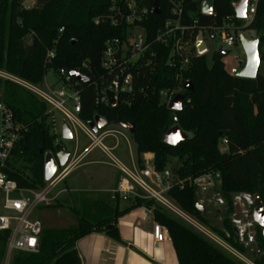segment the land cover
Listing matches in <instances>:
<instances>
[{
  "label": "trees",
  "instance_id": "obj_1",
  "mask_svg": "<svg viewBox=\"0 0 264 264\" xmlns=\"http://www.w3.org/2000/svg\"><path fill=\"white\" fill-rule=\"evenodd\" d=\"M33 1L26 10L24 4ZM155 0L149 1L151 10ZM165 12L166 2L159 0ZM205 0H186L184 23L197 27L189 33L192 43L198 30L220 27L225 23L237 29L252 31L260 38L261 60L264 62V0H259L253 22L243 29L244 22L235 17L233 5L240 0H214V15L202 14ZM112 0H0V70L6 71L32 85H42L47 73L61 70L87 76L91 82L79 85L84 123L101 117L109 125L133 123L131 136L137 149L138 163L143 168L142 156L152 154L157 171L170 169L180 180L187 181L204 174H220L217 187L226 205L221 210L225 217L224 232L213 229L196 207L199 204L197 187L186 183L182 189L169 192L170 199L201 225L217 233L233 248L244 253L246 246L234 234L232 198L237 194L260 197L264 203V77L239 79L226 71L223 56L215 53L210 67L207 57L192 55L188 65L168 64L169 47L155 45L152 65H133L135 77L132 94L120 95L118 104L110 108L97 105L96 100L107 90L111 76L104 65L105 44L120 38L122 29L109 22ZM97 18L104 21L95 24ZM231 18L232 21H227ZM149 15L143 22L151 39L156 37L164 21ZM63 29V32L60 31ZM31 38L26 44L25 39ZM49 51L54 59L47 62ZM192 82L193 92L187 93L183 110L174 113L163 103L162 91L185 93L183 86ZM3 90L0 102L13 111L15 121L25 131L4 170L19 189L41 190L44 180V156L63 149L56 146L53 122L48 107L32 93L13 83L0 80ZM175 125L190 139L172 147L163 143L165 134ZM224 141L226 142L224 144ZM224 145V149H222ZM178 167H172L173 161ZM110 200V201H109ZM83 198L79 209L72 208L79 220L77 229L43 230L39 252L16 254L13 264H81L76 244L92 234H106L120 241L118 230L106 232L111 224L129 212L146 207L154 208L155 221L167 229L179 264H243L208 241L191 227L178 221L154 201L130 200L117 197ZM125 203L126 208L120 205ZM10 233L0 232V264L6 254ZM253 243L264 264V237L255 225Z\"/></svg>",
  "mask_w": 264,
  "mask_h": 264
},
{
  "label": "built area",
  "instance_id": "obj_2",
  "mask_svg": "<svg viewBox=\"0 0 264 264\" xmlns=\"http://www.w3.org/2000/svg\"><path fill=\"white\" fill-rule=\"evenodd\" d=\"M149 1L151 0H112L111 14L108 20L113 27L122 29V35L120 38L107 41L105 44L104 65L109 71L111 80L107 90L96 100L97 105L106 104L109 106L108 92L116 95L117 104L120 95L134 92L135 77L130 69L133 65H152V58L156 56L154 46L157 44L171 49L168 64L172 67L179 65V61L180 65H188L189 57L193 54L199 56L195 47L196 41L192 43L191 39H189V33L197 27V22H194L192 26L183 22L186 0H163L166 2L165 12H163L160 1L155 0L154 4L158 1L160 5L161 14L159 16L152 14L154 4L151 10H148L147 4ZM258 3L259 0H249L247 19L243 20V29L253 22ZM163 13L165 19L158 28L156 37L151 39L148 30L142 24L149 18V15L160 18ZM103 21L102 18H97L95 24L100 25ZM227 21L231 22L232 19L228 18ZM62 32L63 29L60 33ZM200 32H203L206 47L207 41L219 43L220 48L215 53L223 51L226 54L227 52H225L224 48L235 47L239 43L238 35L242 31L233 25L225 23L220 27L201 28L198 30V34ZM54 57V52L49 51L47 62H50ZM239 63L240 67H243L245 61L240 60ZM56 77L55 83H50L45 77L42 85H32L6 71L0 70V80L24 88L47 105L48 115L51 116L53 122V130L55 129L53 114L59 113L64 117V122H67L71 128L73 138L78 129L89 141V144L81 153H79L77 145L73 152L70 151L66 164L58 168L56 174L44 189L37 191L19 189L16 182L7 178L4 170L12 159L13 152L25 128L15 121L11 108L0 102V203L2 205L0 232L7 231L10 233L6 254L1 264H13L16 254H36L39 252L40 236L43 229L40 220L34 217L35 209L42 205L48 206L53 203L56 197L52 196V191L62 184L74 171L81 168L84 165L82 164L83 161L94 151H100L110 161L104 162V164L120 173L118 185L110 193L112 200L119 197L123 202L130 200L154 201L164 211L175 216L227 254L245 262L242 255L232 248L227 241L183 212L169 197L171 190L175 187L182 189L186 183L197 187L198 191L200 189L211 188L212 190L214 188L218 196L217 203L222 210L226 202L217 189V183L221 178L220 174H204L197 178L183 181L174 176L170 169H166L163 172L157 171L153 164L144 162V167L142 168L137 160V165H126L114 155V152L119 147L118 137L127 138L120 131L110 129L111 126L122 127L116 124H108L105 128L94 132L88 126V123H84L80 118L82 102L81 92L78 87L81 83L77 82L65 70L59 71ZM178 94L182 93L178 91H162L160 96L163 103H166L169 108L171 102ZM63 123L60 130L61 135L63 134ZM56 133L53 132L57 138L58 135ZM113 142L114 145H111ZM59 144L60 142L56 139V146ZM221 148L224 149V145ZM60 151L65 152L68 150L63 147ZM15 193L21 195L28 193L30 197L13 198L12 194ZM254 200L255 197L249 194H237L232 198L233 216H236L237 208L242 212L241 219H232L234 227L239 231L237 239L242 243L244 238L248 240V243H253L251 239V235L254 237L252 228L256 224L252 219L247 221L246 217L253 211ZM247 229L250 234L247 233ZM153 235L157 243H164L167 241L169 234L166 228L156 223ZM243 244L245 246L248 245L245 242Z\"/></svg>",
  "mask_w": 264,
  "mask_h": 264
},
{
  "label": "rangeland",
  "instance_id": "obj_3",
  "mask_svg": "<svg viewBox=\"0 0 264 264\" xmlns=\"http://www.w3.org/2000/svg\"><path fill=\"white\" fill-rule=\"evenodd\" d=\"M242 32L247 38H249L252 33V31H249V30H243ZM25 43L30 44L31 38L27 37L25 39ZM206 44L208 48V52L206 53L207 63L211 67L213 64V56L216 50L220 48V45L219 43H213L209 41H207ZM224 50L227 53L225 56H223L222 61L225 64L226 70L229 73H232L234 69L240 67V63H239L240 60L245 61L244 51L239 43L233 48H224ZM260 74L264 77V62L260 66ZM46 79L50 83H55L57 80V77L54 73L49 72L47 73ZM1 91L3 92V90L0 89V97L2 95ZM53 118L55 122V129L53 130V132L54 133L57 132L56 133L58 135L57 139L60 142V144L65 149H67L69 152L70 151L73 152L77 145L79 149V153H81L83 149H85V147L89 144L88 139L82 134L81 131L77 129L75 133V137L72 140H64L63 136L60 134L62 123L64 122V117L59 113H54ZM110 129L120 131L127 138V139H124L123 137H120V136L118 137L119 147L114 152V155L128 166H132V164L137 165V160H138L137 149H136V145L134 141L132 140L131 135L125 129H122V128L111 126ZM111 145H114V142ZM98 153L100 152L96 151L95 153L91 155V157H87L83 161L82 164H85L91 159H94L93 156L99 155ZM153 159L154 157L152 154H146L142 156V160L145 163L153 164ZM98 160H101L103 162H110L104 155H102V157L100 156ZM178 165H179L178 161L176 160L173 161L172 167H178ZM94 167L96 166H85L84 165L83 167L74 171L70 175V177L67 179V184L62 183L61 185L57 186L52 191V196L60 194L61 191H65L64 193L59 195V198L55 203H53L50 206L42 205L35 209L34 217L40 220L43 230L77 229L79 226V220L75 212L72 210V208L79 209L83 198L94 197V199L95 198L98 199V197H100V199H103L106 202L107 200H109L110 196L106 195L105 193H101V194L97 193L96 195V192H94L95 190L93 189V187H96V185H98L99 183L97 184V182H94L91 184L90 182H86V180L84 179V173H86L88 170L93 171L95 169ZM97 167L103 168L105 171H114L115 173L117 172L116 169L106 164L97 166ZM217 186L219 187V183H217ZM86 189L87 190L92 189L94 191L91 190L90 193H85ZM12 197L13 198H22V197L27 198V197H30V195L28 193H24L22 195L15 193V194H12ZM217 198L218 196L216 195L214 188L212 190L211 188L199 190V204L206 208L205 219L208 221L211 228L224 232L223 223H224L225 217L220 211L221 207L217 203ZM1 208H2V205L0 203V214H2ZM236 210H237L236 216H232V219L233 218L241 219L242 218L241 210L239 208H237ZM166 213L172 218L178 220L175 216H173L169 212H166ZM252 232L255 233V225L252 228ZM239 242L242 243L241 241ZM244 242L248 244L246 246V252L242 253L236 250L235 248L234 249L240 255H242L245 262H242L241 260H238V259L236 260L240 261L243 264H255V261L260 259L261 255L257 253L256 245L254 243H248V240L246 238H244L243 243Z\"/></svg>",
  "mask_w": 264,
  "mask_h": 264
},
{
  "label": "crops",
  "instance_id": "obj_4",
  "mask_svg": "<svg viewBox=\"0 0 264 264\" xmlns=\"http://www.w3.org/2000/svg\"><path fill=\"white\" fill-rule=\"evenodd\" d=\"M254 37H256V34L252 32L249 38ZM263 49L264 47L262 51ZM93 153L88 157H91ZM98 154L93 156L94 159L84 164L85 166H96L93 171L88 170L84 173V179L91 184L94 182L99 184L93 187L95 191L86 189L85 193H90L92 190L96 192V195L97 193H105L110 196L111 191L116 189L118 185L120 173H117L118 171L116 173L114 171H105L103 168L97 167L105 165L103 161L98 160L103 154L101 152ZM67 179L63 183L67 184ZM64 192L61 191L60 194ZM60 194L53 196L56 197L53 203L58 200ZM126 206L125 203L120 205L123 209ZM156 223L154 208L142 207L129 212L119 218L117 225H115L120 241H116L106 234L99 233L89 235L77 242L76 249L79 253L81 264H179L169 235L164 243L155 241L153 232Z\"/></svg>",
  "mask_w": 264,
  "mask_h": 264
},
{
  "label": "water",
  "instance_id": "obj_5",
  "mask_svg": "<svg viewBox=\"0 0 264 264\" xmlns=\"http://www.w3.org/2000/svg\"><path fill=\"white\" fill-rule=\"evenodd\" d=\"M34 2H27L24 4L26 10L30 9L33 6ZM249 5V0H240L233 5L234 14L236 19L245 20L247 19V8ZM152 14L159 16L161 14V9L159 2L156 1L153 8ZM202 14L205 16L214 15V0H205L202 4ZM239 44L241 45L244 54H245V64L243 67L236 68L232 71V76L239 79H256L260 72L261 66V54H260V38L258 36L254 38H247L243 32H240L238 35ZM195 47L199 56H204L207 52V47L203 38V32H200L197 36ZM221 56L226 54L223 51L218 53ZM70 75L79 83L88 85L91 80L76 72H71ZM183 90L184 94H178L173 99L169 106V110L174 113L175 121H177V113L183 110V103L187 97V93L193 92L194 86L193 83L188 81L184 84ZM107 97L109 99V107L114 108L117 105V97L114 93L108 92ZM88 126L94 131L98 132L99 130L108 126V121L101 117H95L94 121L89 122ZM120 127L125 129L131 136L135 135V125L133 123H120ZM63 139L72 140L73 135L71 128L67 122L63 123ZM190 139V136L185 133L179 125L173 126L163 137V143L172 147L178 146L180 143L185 142ZM70 155L69 151H57L56 153H47L44 156V180L46 183L50 182L51 179L56 174L59 167H63ZM197 209L202 213L206 214V208L200 204L196 205ZM250 219L258 225L263 233L264 237V203L260 197H255L253 211L250 215L246 217V220ZM115 230V225L111 224L105 228L106 232H112ZM247 233L250 234V231L247 229ZM234 234L238 238L239 231L234 227ZM253 235L251 239L253 240Z\"/></svg>",
  "mask_w": 264,
  "mask_h": 264
}]
</instances>
